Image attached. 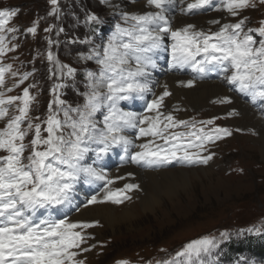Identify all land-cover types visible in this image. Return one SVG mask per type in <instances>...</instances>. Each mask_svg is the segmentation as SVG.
Returning a JSON list of instances; mask_svg holds the SVG:
<instances>
[{"label":"snow or ice","instance_id":"1","mask_svg":"<svg viewBox=\"0 0 264 264\" xmlns=\"http://www.w3.org/2000/svg\"><path fill=\"white\" fill-rule=\"evenodd\" d=\"M50 2L54 6L51 14H58V0ZM147 3L152 10L143 14L122 11L123 23L115 24L106 43L81 55V59L95 60L99 66L98 71L85 73L84 103L75 108L65 107V101L55 96L42 121L30 115L35 97L29 88H24L22 95H7L31 73H24L12 87L6 86V74L17 75L11 64L3 63V58L15 50V46L9 47L7 34L18 31L9 27L18 12L0 10V122L4 123L0 128V264H84L80 256L91 248L83 245L94 239L87 229L99 222L69 217L66 210L74 203L76 185L104 182L103 195H92L85 207L123 204L132 199L129 192L140 189L134 183H126L123 188L110 187L125 177L110 178L108 171L97 165L114 149H122L127 160L147 168L173 160L207 164L214 155L202 154L207 146L232 135L230 129L219 126L206 131L219 117L185 121L161 111L165 98L172 93L167 85L159 95L154 91L150 70L157 67V53L170 48L171 66L178 70L188 68L196 74L179 82L184 87L192 88L198 79L217 72L234 91L249 97L251 103L264 102V21L256 29L246 28L247 17L224 24L212 20L209 23L220 25L215 31L198 29L192 23L174 27L173 13L178 5L182 15H197L212 7L213 0H147ZM259 3L264 4V0ZM249 7L255 8L256 0H222V8L216 10L235 17ZM87 20L97 26L103 23L95 14ZM27 31L35 34L37 25ZM45 31L51 32L52 28ZM63 31L60 28L57 34ZM11 39H16L15 35ZM166 39L171 41L170 45L165 43ZM53 43L58 41L50 39L49 44ZM47 58L58 65L61 76L74 77L76 69L60 64L51 51ZM64 86L56 85L53 93ZM135 100L146 101L144 111L122 107L123 102ZM214 103L232 101L224 97ZM236 115L235 109L228 113ZM179 128L189 130L169 131ZM133 130L135 138L130 135ZM90 156L94 159L87 163ZM246 231L259 233L260 229ZM228 239L230 233L225 231L219 238L190 241L163 264H205V256L209 258L207 264H215L213 252Z\"/></svg>","mask_w":264,"mask_h":264},{"label":"rangeland","instance_id":"2","mask_svg":"<svg viewBox=\"0 0 264 264\" xmlns=\"http://www.w3.org/2000/svg\"><path fill=\"white\" fill-rule=\"evenodd\" d=\"M111 1L113 0H107V2L104 0H58L59 12L53 15L51 13L54 6L50 0H0V10L15 9L18 12L9 23V27H15L18 31L7 34L8 39L11 41L9 47L15 46V50L7 52L3 58V63L11 64L12 71L16 72L17 75L12 77L11 73L6 74V86L12 87L13 84L18 83L24 69L37 64L44 65L41 57H47L49 51L55 55L60 64L76 69L74 77L61 76L58 65L52 62L50 68L56 73V85L65 83L69 89L80 75L81 69L98 71L99 66L95 60H83L81 55L88 54L94 46L106 43L114 31L115 24L123 23L120 16L122 11L143 14L152 10L147 0H122L123 3L125 1L126 10L120 8L119 5V7L111 6L109 4ZM96 5L98 6L96 7L97 12L94 10ZM178 7L173 13L174 27L192 23L197 25L198 29L215 31L218 30L220 25L209 23L212 20H219L220 24H224L235 23L247 17L246 28L261 27V21H264V4H260L259 0H256L255 8L244 9L235 17L230 16L226 11L216 10L222 8V0H213L212 7L197 15H182L178 12ZM72 13L77 20L76 27ZM92 14L100 17L103 23L98 26L90 23L86 25L87 18ZM203 18L205 19L203 20ZM187 20L189 21L187 22ZM221 21L225 22L222 23ZM34 24L37 25L36 33H29L27 29ZM101 26L107 28L105 33L100 32ZM47 28H52V31L46 32L45 29ZM60 28H63L64 31L57 34ZM13 35L16 37L14 40L11 39ZM50 39L54 42L58 41V43L50 45ZM85 41H91V43ZM169 41L166 39L165 43L170 45L171 41ZM62 45L64 47H61ZM156 64L157 67L152 71L154 75H162L161 79L162 77L163 79L175 78L181 89H191L181 86L179 82L192 79L196 74L188 68L180 70L173 68L171 66L170 48L168 51L157 53ZM35 74L36 72L31 73L24 82H31ZM203 82L218 83L224 86L230 96H228L229 94L219 95L212 99L210 104L212 103L211 105L214 106L213 109L189 111L181 102L174 101L164 105L161 111L166 114L170 112L177 120L185 121H207L219 117V119H216L215 125L207 127L219 126L232 131L231 136L207 146V151L202 154H214L207 164H188L181 160H173L170 164L147 168L130 162L124 156L123 150L117 148L109 156L99 161L97 166L106 167L105 169L108 171L110 178L125 177V179L116 180L110 186L112 188H123L126 183L140 185L139 190L128 193L132 199L126 200L123 203L124 205L139 203L140 194L138 193L142 192L143 189L141 182L137 181L138 171H160L168 168L174 170L176 168H211L212 172L211 170L210 172H200L192 185L187 188L176 189L170 196H164L161 205L157 204L153 209L147 210L137 207L135 215L127 219L123 217L114 224L106 221L103 223L102 219H81L80 215L83 210L99 204H108L123 213L121 212L123 204L99 203L85 207L87 200L92 195L98 193L103 195L104 182H96L91 185L83 182L78 183L73 206L70 207V210H66L69 217L72 220L89 222L97 220L99 222L101 220L98 226L87 229V232L94 239H89L87 244L83 245V247L91 248L90 251L84 252L80 256L84 264H108L117 259L125 261V257L137 260L151 257L148 264H162L164 261L172 259L190 241L202 237L219 238L222 232H229L234 226L240 229L239 232L241 230L247 232V229H251L249 226H254L255 222L264 218V150L257 147L252 140L242 137L246 135L257 137L258 128L242 126L235 123V116H228V113L235 109L229 107L236 102L231 100V104H219L214 103V101L231 96L234 99L235 96L252 108L263 121L264 102L251 103L249 97L234 91L233 86L227 84L217 72L209 73L204 79H198L194 87ZM15 89L16 87L7 95H18ZM56 96H59V91H57ZM76 97L77 95L72 97L68 103L73 105L72 102ZM138 102L139 100L123 102L122 107H125L126 110L135 109V107L138 109ZM223 108H226V110L222 111ZM235 110L238 112L237 109ZM98 118H101L100 114H98ZM3 126L4 123L0 122V128ZM24 126H27L26 123ZM237 129H240V131H237ZM188 130L179 128L170 129L169 131ZM130 135L135 138V130ZM30 139L31 134L25 140V143H29ZM140 142L143 141H137V143ZM27 154L28 152L25 153V155ZM92 159L94 157L90 156L86 162L90 163ZM129 173L132 175H127ZM259 223L264 224V221ZM101 242L109 245L104 247L105 253L97 248V244ZM92 245H95V247H91ZM230 247H232V244ZM223 249L224 245H221L219 250L222 251ZM152 257H157V261L153 262ZM208 259L207 256L204 257L205 264H207ZM128 262L129 264H135L132 260ZM138 264L144 263L139 262Z\"/></svg>","mask_w":264,"mask_h":264},{"label":"bare ground","instance_id":"3","mask_svg":"<svg viewBox=\"0 0 264 264\" xmlns=\"http://www.w3.org/2000/svg\"><path fill=\"white\" fill-rule=\"evenodd\" d=\"M121 1L122 0H113L109 4L113 7H116V6L119 7L120 6V8L122 7V9L126 10L127 7L125 5V1H124V3H123V1L122 2ZM178 9H179V7H178ZM204 19L205 18H203V20ZM188 21L189 20H187V22ZM205 22H207V21H205ZM224 22H222V23H224ZM150 71H151V77L150 78L154 81V85L156 84L154 86V91L157 93V95H159L160 93H162L164 91V85H167L168 90L172 93L171 96L165 98L164 105H168L171 102L175 101L178 103L181 102V104H183L185 107H187L189 111L190 110H201V109H213L214 106L211 105L212 103L210 104V101L212 99L216 98L219 95H228L229 94L228 90L224 86H221L218 83L215 84V83H210V82H203V83L198 84V86H196L194 88L184 90V89H181L179 87V85L176 82L177 80L175 81V78L163 79V77H162V79H161L162 75L156 76L152 72V71H154L153 69H151ZM161 73H163V72H161ZM228 96H230V94ZM231 97H229V98H231ZM150 98L151 97H149V99ZM231 100L236 102V103L231 105L229 108L230 109L235 108L238 110V115L235 116V123H239L242 126H254V127L258 128V136L257 137H253V136H249V135L242 136V137L247 139V140H252L254 143H256L257 147H260V148H262V150H264V121L258 117V115L254 112V110L252 108H250L247 104H245L243 101H241L237 97L234 96V99L231 98ZM145 103H146V101L139 100V102L137 104L138 109L135 107V109L133 108V109H131V111H137V112L144 111L143 106L145 105ZM221 110L225 111L226 108H223ZM210 170L212 172L211 168H209V169L208 168H191V169L176 168V170H174L173 168H168V169L160 170V171H155V170L138 171L137 181L141 182V187L143 189L142 192L140 191V193H138V194H140L139 200H138L139 203H137V204L135 203V204H131V205H124L123 204V207L121 210V212H123V213H120V211H118L117 208L111 207L108 204L107 205H100L99 204V205H96L92 208H88L86 210H83V213H81L80 217L82 220L83 219H92V220L102 219L103 223H105V221H106L108 223L114 224L115 222H117L119 219H121L123 217H125V219H127V218H130L133 215H135L137 207H141V208H144L147 210V209H153L157 204L161 205L162 199L164 196H170L171 194H173L176 191V189L189 187L194 182L196 176H199L200 172H210ZM117 173H119V172H117ZM113 176H114V174H113ZM93 188H95V187H93ZM136 199H138V198H136ZM69 210H70V208H69ZM138 210H139V208H138ZM98 231L100 232V230H98Z\"/></svg>","mask_w":264,"mask_h":264},{"label":"trees","instance_id":"4","mask_svg":"<svg viewBox=\"0 0 264 264\" xmlns=\"http://www.w3.org/2000/svg\"><path fill=\"white\" fill-rule=\"evenodd\" d=\"M96 7L98 6L97 5L94 6V10L97 12ZM73 21L76 27L77 20L74 14H73ZM61 47H64V45H62ZM36 67L39 69V76H38L39 84L47 85L49 81L47 75L48 62L46 63V65L45 63L44 65L37 64ZM84 88H86V83H85L84 73H81L78 76V78L75 80V82L70 86L69 89L67 88V86L64 87L62 93L63 101L68 103V101L72 97L76 95L78 96L80 94V90H83ZM41 100L42 103L38 105L39 106L38 114H40L39 117L42 121L44 120L46 113H48V105L50 101L47 95H41ZM53 108L55 109L56 106H53ZM262 221H264V218L255 222L254 226H249V228L251 229H260V232L259 233L255 231L244 232L237 240V242L234 244V246L231 249H229V251L220 259V264H264V224L259 223ZM104 253H105V249H104ZM124 259H129V258L125 257Z\"/></svg>","mask_w":264,"mask_h":264}]
</instances>
